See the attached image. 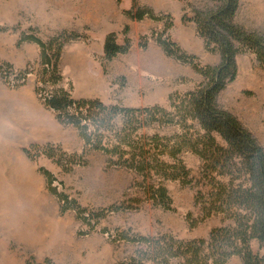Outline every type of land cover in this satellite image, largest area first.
<instances>
[{
    "label": "rangeland",
    "instance_id": "374dc122",
    "mask_svg": "<svg viewBox=\"0 0 264 264\" xmlns=\"http://www.w3.org/2000/svg\"><path fill=\"white\" fill-rule=\"evenodd\" d=\"M136 6H148L156 14L170 16L172 27L162 36L175 42L187 55L195 56V62L203 66L220 62L219 52L205 50L195 23L183 20L184 16L190 18L195 9L214 8L215 3L210 0H0V55L21 58L24 46H30L37 56L23 67L11 63L15 69L31 64V72L24 85L17 88L0 79V98L4 97L3 91L28 88L38 99V110L34 113L41 118L54 114L34 90L39 46L32 42L18 44L17 40L21 31L31 27L45 41L64 30H55L52 23L58 21L61 25V21L70 20L74 28L67 30L85 37L67 43L59 61L63 85H71L73 96L100 95L105 104L130 107L160 104L168 108L170 94L192 91L203 77L189 64L167 56L156 43L166 20L136 21L123 13ZM234 22L245 30L264 35V0H239ZM125 25L131 41L129 51L103 61L105 36L114 31L118 43H122ZM140 40L146 41L145 48L139 45ZM0 60L6 61L1 57ZM235 61L236 78L218 94L217 103L234 115L264 148V71L250 51L238 53ZM7 106L1 99L0 264L27 261L34 264L46 259L50 260L49 264H157L138 257V250L145 246L124 240L121 234L154 238L170 235L191 240L206 238L212 228L224 224L220 215H214L192 226L188 214L191 218L198 214L193 205L194 188L178 181H165L172 210L153 206L139 187L141 177L131 170L108 166L106 156L99 151H89L84 157L86 163L73 164L71 171L63 170L55 159L41 154L33 160L28 158L23 148L33 142L26 140L14 123L12 127L7 125L13 118ZM176 130L171 126H155L147 132L171 134ZM57 134L60 142L51 143L54 147L67 154L81 153L83 141L75 128L59 123ZM181 157L196 176L200 165L197 156L184 152ZM39 167L53 174V186L58 191L76 199L82 207L97 209L123 201L131 202L132 207L109 212L90 228L74 210L61 213L60 203L48 191ZM251 249L264 257V248L258 241L251 242ZM169 264L180 261L173 259ZM226 264H243V261L233 256Z\"/></svg>",
    "mask_w": 264,
    "mask_h": 264
},
{
    "label": "trees",
    "instance_id": "16d2710c",
    "mask_svg": "<svg viewBox=\"0 0 264 264\" xmlns=\"http://www.w3.org/2000/svg\"><path fill=\"white\" fill-rule=\"evenodd\" d=\"M210 1L215 3L214 8L195 9L190 18L184 16L183 20L195 23L206 51L219 52L221 60L215 66L200 65L195 56L187 55L175 42L162 36L172 27L170 16L156 14L148 6L123 11L136 21L166 20L156 43L167 56L189 64L203 77L192 91L170 94L168 108L160 104L130 107L105 104L98 98L74 97L71 85H63L59 61L67 43L85 38L76 31L62 30L44 41L30 27L21 31L17 40L18 44L32 42L39 46L35 93L54 112L56 120L75 128L83 141L80 154H67L51 143H32L23 148L28 158L33 160L41 154L55 159L63 170L71 171L73 164L86 163L84 157L89 151H99L106 156L108 166L122 167L141 177L139 187L153 206L172 210L165 181H178L194 188L193 205L198 214L196 218L188 214L192 226L211 216H221L224 224L212 228L206 238L182 240L170 235L154 238L121 234L122 239L145 246L138 250V257L157 264H169L173 259L180 264H226L233 256L241 257L243 264L264 263V257L251 249L253 240L264 248V148L234 115L217 103L218 94L236 78L238 53L252 52L264 71V35L234 22L239 0ZM128 31L125 25L122 43H118L114 31L107 33L103 61L129 51ZM139 45L145 48L147 43L140 40ZM31 68L27 64L23 69H15L11 63L0 60V79L13 88L23 86ZM155 126L177 130L171 134L147 132ZM184 152L199 159L196 176L185 165L181 157ZM39 171L48 191L59 201L61 213L74 210L90 228L107 213L132 207L131 202L125 201L97 209L82 207L53 186L52 173L42 167ZM49 263L46 259L34 264Z\"/></svg>",
    "mask_w": 264,
    "mask_h": 264
},
{
    "label": "crops",
    "instance_id": "0c3cea01",
    "mask_svg": "<svg viewBox=\"0 0 264 264\" xmlns=\"http://www.w3.org/2000/svg\"><path fill=\"white\" fill-rule=\"evenodd\" d=\"M59 24L60 22L57 21L54 24L52 23L51 26L54 27L55 30H62V29L67 30V29H72L73 27V23L70 22V20L67 21L63 20L61 21V25ZM34 25L37 27L39 26V24H34ZM0 57L17 67H23L27 62L32 61L37 56L33 54L30 46H24V51L21 55V58H16L14 56L6 57L3 55H0ZM79 57L81 60L80 55ZM3 92H4L3 93L4 97H1L0 100L4 99V101L8 103L7 110L11 111V114L13 116L12 120L8 121L7 124L8 126L12 127L14 123L17 127V130L19 132H22L23 137L29 142L38 143V144L60 142V138L57 134L59 123L55 118V114H50V116L47 118H41L36 113H34L36 110H38L37 107L38 99L36 96H34L31 89L20 88L18 90H14L11 92L10 91H3ZM99 96L100 95H83V96L78 95L74 97L98 98L103 102L102 97ZM9 129L11 130V128Z\"/></svg>",
    "mask_w": 264,
    "mask_h": 264
}]
</instances>
